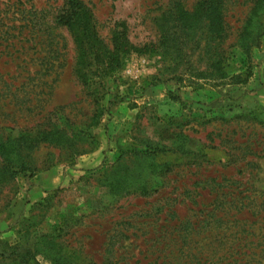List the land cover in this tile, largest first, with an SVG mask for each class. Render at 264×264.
<instances>
[{"label":"rangeland","instance_id":"1","mask_svg":"<svg viewBox=\"0 0 264 264\" xmlns=\"http://www.w3.org/2000/svg\"><path fill=\"white\" fill-rule=\"evenodd\" d=\"M65 1L0 0L1 137L85 130L93 106L73 75L71 36L55 23ZM80 1L105 41L124 22L129 41L142 46L156 41L155 19L172 2L190 10L199 0ZM221 1L230 52L224 72L242 82L173 76L157 50L123 56L105 81L107 110L88 131L96 148L70 158L37 145L33 175L18 176L0 194V243L13 244L31 212L42 231L66 227L61 240L95 264H264V126L257 123L264 124V37L250 53L239 49L254 0ZM179 133L187 135L183 147ZM146 146L176 152L156 159L171 172L147 176L145 162H132V179L148 194L109 195L98 174ZM184 147L189 154L178 153ZM52 170L59 182L36 187Z\"/></svg>","mask_w":264,"mask_h":264},{"label":"trees","instance_id":"2","mask_svg":"<svg viewBox=\"0 0 264 264\" xmlns=\"http://www.w3.org/2000/svg\"><path fill=\"white\" fill-rule=\"evenodd\" d=\"M55 23L65 28L71 36L75 54L73 75L85 96L90 99L93 110L85 130L73 128L67 131L55 127L38 131L35 136H0V194L18 176L33 175L32 151L37 145L48 144L70 158L96 148V140L88 131L99 125L107 110L102 104L108 95L105 81L121 67L123 56L144 55L157 50L163 67L173 76H188L194 81L208 80L214 86L222 85L227 80L230 84L242 82L241 74L228 76L224 72L230 52L223 47L226 27L221 0H199L190 10L180 2H172L155 19L156 41L142 46H135L129 41L124 22L116 23L109 40L105 41L98 32L90 10L80 0H66ZM238 31L236 46L244 53H250L264 37V0L253 1ZM257 123L260 127L264 126ZM175 135L183 147L187 135ZM168 153L176 154L160 146H146L141 151L130 150L126 153L128 160H125L126 154H121L116 163L98 174L97 183L114 197L135 193L145 196L148 189L144 182L133 181L128 170L130 164L145 162L147 176L162 178L171 172L172 165L157 162L156 159ZM178 153L190 152L184 147ZM37 218L29 212L18 223L16 241L13 244L0 243V264H40L38 258L50 264H95L84 257L82 248L61 240L66 227L42 231L38 228L40 222Z\"/></svg>","mask_w":264,"mask_h":264},{"label":"crops","instance_id":"3","mask_svg":"<svg viewBox=\"0 0 264 264\" xmlns=\"http://www.w3.org/2000/svg\"><path fill=\"white\" fill-rule=\"evenodd\" d=\"M59 171L58 170H52L50 172H47L45 175H41L36 178L35 185L36 187L45 188L49 185L56 184L59 182Z\"/></svg>","mask_w":264,"mask_h":264}]
</instances>
